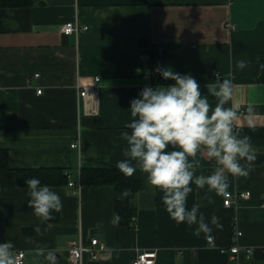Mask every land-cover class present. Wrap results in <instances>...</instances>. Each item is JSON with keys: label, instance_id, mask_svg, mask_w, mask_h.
<instances>
[{"label": "crops", "instance_id": "crops-1", "mask_svg": "<svg viewBox=\"0 0 264 264\" xmlns=\"http://www.w3.org/2000/svg\"><path fill=\"white\" fill-rule=\"evenodd\" d=\"M68 22L87 30L65 36ZM241 59L243 70L236 67ZM257 62H264V0H30L27 7L0 8V149L9 169L0 172V243H13L25 264H48L37 246L54 250L57 264H71L72 243L91 238L106 251L83 264H129L144 251L157 252L154 264H264V81ZM157 66L191 74L204 95L214 73L230 79L233 99L225 107L238 106L235 126L257 153L247 177L227 176L225 193L249 195L236 205L223 206L225 193L190 185L187 208L199 204L209 224L219 217L213 245L203 233L193 235L196 225L170 218L162 193L141 171V189L127 197L135 212L130 227L110 223L116 201L127 198L111 186L80 184L81 169L124 159L120 133L129 131L130 102L145 86H157L151 80ZM84 86L99 89L97 101L80 97ZM199 158L196 175H210L215 162ZM54 168L67 175V184L50 187L62 209L57 223H42L16 170ZM233 245L238 255L229 252Z\"/></svg>", "mask_w": 264, "mask_h": 264}, {"label": "clouds", "instance_id": "clouds-1", "mask_svg": "<svg viewBox=\"0 0 264 264\" xmlns=\"http://www.w3.org/2000/svg\"><path fill=\"white\" fill-rule=\"evenodd\" d=\"M236 67L243 70L247 61H237ZM167 85L145 86L139 98L130 102L131 121L126 125L129 131H122L120 139L126 142L122 150L124 159L116 167L126 177L137 170L146 175V182L154 191L162 193V203L170 218L177 224L196 225L193 235L201 233L211 238L213 226L222 228L219 217L211 216L210 224L196 204L189 210L187 198L193 191L192 183L199 189L206 186L209 191L224 194L229 187L227 176L247 177L252 170L257 153L251 137L241 136L235 129L238 120L237 107H225L233 99V84L230 79H215L205 85L207 95L200 91V85L191 74H180L170 68L155 69ZM209 97L216 99L213 106ZM249 114L254 105L247 107ZM200 156L215 162L210 175H196L201 167ZM29 196L28 206L41 222L53 219L52 213L62 209L57 192L47 185H41L37 178L25 181ZM131 195L124 190L120 198ZM121 217L114 213L110 223L118 225ZM97 222L96 227H102ZM34 231L42 235L37 226ZM46 231V229H45ZM29 243L32 241L29 240ZM36 253L43 256L48 264H57L54 250L37 246ZM0 264H19L15 246L10 241L0 243Z\"/></svg>", "mask_w": 264, "mask_h": 264}, {"label": "trees", "instance_id": "trees-1", "mask_svg": "<svg viewBox=\"0 0 264 264\" xmlns=\"http://www.w3.org/2000/svg\"><path fill=\"white\" fill-rule=\"evenodd\" d=\"M30 0H0V8L27 7ZM26 5V6H25ZM256 72L259 79L264 81V62H257ZM151 80L155 85H167L173 81H165L158 72L151 74ZM7 151L0 149V172L8 169ZM17 184L20 187H27L25 181L30 178H37L41 185L59 187L67 184V175L62 169H20L16 170ZM80 184L83 186H111L116 193L121 194L124 190H130L134 196L142 187L141 172L137 170L132 176L126 177L116 166L103 168H83L80 171ZM128 197V198H129ZM128 198L123 201H116L115 212L121 217L119 226L130 227L135 220V212L129 207ZM53 219L49 223H57L59 212H53Z\"/></svg>", "mask_w": 264, "mask_h": 264}, {"label": "built area", "instance_id": "built-area-1", "mask_svg": "<svg viewBox=\"0 0 264 264\" xmlns=\"http://www.w3.org/2000/svg\"><path fill=\"white\" fill-rule=\"evenodd\" d=\"M87 27L80 26L77 22H68L64 24L61 28V33L65 36H69L72 34H79L80 32L86 31ZM94 82L97 84L99 82L98 78H95ZM40 94V91L37 92ZM80 97L87 98L91 97L94 101H97L99 96V89L97 87L92 86H84L80 89ZM235 129L240 132V128L235 126ZM78 144H71V148H77ZM70 187L74 186L73 184H69ZM248 194L244 192H227L223 196V206L230 207L232 205H236L239 200H246L248 198ZM241 235V233L237 230L233 233V240L236 241L237 238ZM207 242L210 245H213L212 239L208 238ZM106 251V247L103 243H101L98 239L91 238L88 242H83L81 239L78 242L72 243L71 248L68 251V261L71 264H83L85 260L89 261H97L101 258V255ZM221 253H226L225 250L221 249ZM229 252L231 255H238L239 248L237 245H233ZM246 255H252L251 250H246ZM17 256L19 259V264H25V254L23 252H17ZM157 257L156 251H144L138 253L134 260H132L129 264H154Z\"/></svg>", "mask_w": 264, "mask_h": 264}]
</instances>
